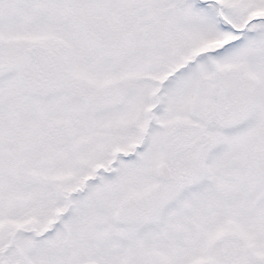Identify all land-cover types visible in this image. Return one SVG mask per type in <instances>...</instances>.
<instances>
[{
	"label": "snow or ice",
	"instance_id": "snow-or-ice-1",
	"mask_svg": "<svg viewBox=\"0 0 264 264\" xmlns=\"http://www.w3.org/2000/svg\"><path fill=\"white\" fill-rule=\"evenodd\" d=\"M0 264H264V0H0Z\"/></svg>",
	"mask_w": 264,
	"mask_h": 264
}]
</instances>
